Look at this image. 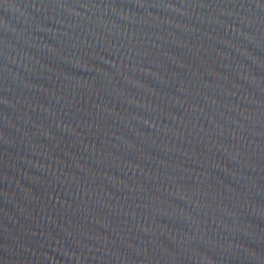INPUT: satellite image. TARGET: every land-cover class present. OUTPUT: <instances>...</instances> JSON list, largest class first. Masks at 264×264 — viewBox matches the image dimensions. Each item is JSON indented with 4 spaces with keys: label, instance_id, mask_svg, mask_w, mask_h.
<instances>
[{
    "label": "water",
    "instance_id": "1",
    "mask_svg": "<svg viewBox=\"0 0 264 264\" xmlns=\"http://www.w3.org/2000/svg\"><path fill=\"white\" fill-rule=\"evenodd\" d=\"M0 264H264V0H0Z\"/></svg>",
    "mask_w": 264,
    "mask_h": 264
}]
</instances>
